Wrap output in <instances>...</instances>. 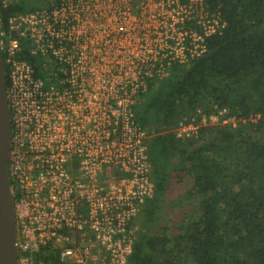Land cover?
<instances>
[{
  "label": "built area",
  "instance_id": "2783aa9c",
  "mask_svg": "<svg viewBox=\"0 0 264 264\" xmlns=\"http://www.w3.org/2000/svg\"><path fill=\"white\" fill-rule=\"evenodd\" d=\"M225 25L204 0H48L0 19L19 264H55L48 249L65 264H127L155 193L141 96ZM221 114L181 122L178 136Z\"/></svg>",
  "mask_w": 264,
  "mask_h": 264
},
{
  "label": "trees",
  "instance_id": "16d2710c",
  "mask_svg": "<svg viewBox=\"0 0 264 264\" xmlns=\"http://www.w3.org/2000/svg\"><path fill=\"white\" fill-rule=\"evenodd\" d=\"M204 1L225 27L189 66L151 81L136 109L151 135L155 193L132 222L127 264H264V0ZM32 3L0 0L3 26L42 6ZM211 114H221V123L178 136L181 122ZM186 174L193 186L184 199L197 206L173 228L163 223L167 194L173 178ZM44 257L65 264L57 251Z\"/></svg>",
  "mask_w": 264,
  "mask_h": 264
},
{
  "label": "water",
  "instance_id": "95a60500",
  "mask_svg": "<svg viewBox=\"0 0 264 264\" xmlns=\"http://www.w3.org/2000/svg\"><path fill=\"white\" fill-rule=\"evenodd\" d=\"M11 138L7 77L0 46V264H19L13 197L8 178Z\"/></svg>",
  "mask_w": 264,
  "mask_h": 264
},
{
  "label": "rangeland",
  "instance_id": "374dc122",
  "mask_svg": "<svg viewBox=\"0 0 264 264\" xmlns=\"http://www.w3.org/2000/svg\"><path fill=\"white\" fill-rule=\"evenodd\" d=\"M40 2L42 6L47 4V0H40ZM37 3L38 0H34V3L32 4L35 5ZM192 186L193 177L191 175L186 174L182 177V179L177 176L173 178L167 194L168 201L172 204V206L166 211L163 219L164 224H168L174 228L175 224H178L181 220H183L189 212L195 210L197 206L196 201L194 199L190 201L184 199V196L189 192ZM181 198L184 199L183 202L180 201Z\"/></svg>",
  "mask_w": 264,
  "mask_h": 264
}]
</instances>
